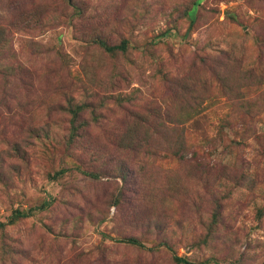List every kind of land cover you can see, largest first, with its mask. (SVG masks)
<instances>
[{
    "label": "rangeland",
    "instance_id": "rangeland-1",
    "mask_svg": "<svg viewBox=\"0 0 264 264\" xmlns=\"http://www.w3.org/2000/svg\"><path fill=\"white\" fill-rule=\"evenodd\" d=\"M0 224V264H264V0H0Z\"/></svg>",
    "mask_w": 264,
    "mask_h": 264
},
{
    "label": "trees",
    "instance_id": "trees-1",
    "mask_svg": "<svg viewBox=\"0 0 264 264\" xmlns=\"http://www.w3.org/2000/svg\"><path fill=\"white\" fill-rule=\"evenodd\" d=\"M192 22H193V20L191 21V23ZM102 45L104 46L105 51H107V52H114V51H122V52H124L126 50V48H127L125 41H122L118 46H107L105 44H102ZM91 176H94V175H91ZM30 212H28V213H19V212H16L15 214L18 217H27L30 214ZM2 226L3 225L0 224V227H2ZM127 242L142 247V244H140L137 240L128 239ZM174 258H175V261H176L177 264H191L190 262H188L183 257H174Z\"/></svg>",
    "mask_w": 264,
    "mask_h": 264
}]
</instances>
